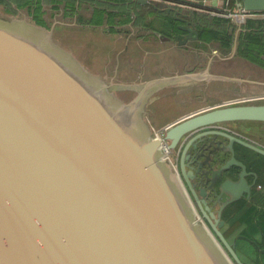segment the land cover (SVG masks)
<instances>
[{
    "label": "water",
    "instance_id": "95a60500",
    "mask_svg": "<svg viewBox=\"0 0 264 264\" xmlns=\"http://www.w3.org/2000/svg\"><path fill=\"white\" fill-rule=\"evenodd\" d=\"M237 8L264 11V0H238ZM172 9L184 38L200 37ZM210 78L243 81L209 68L176 73L146 80L125 100L56 41L54 26L0 16V264H249L238 238L264 252L248 235L230 241L222 230L225 207L251 193L235 142L264 147L220 125L264 120V101L196 110L163 126L164 137L145 116L161 87ZM217 135L232 153L219 167L199 157ZM164 139L182 149L179 172L164 158ZM232 164L242 166L238 180L225 178Z\"/></svg>",
    "mask_w": 264,
    "mask_h": 264
},
{
    "label": "crops",
    "instance_id": "0c3cea01",
    "mask_svg": "<svg viewBox=\"0 0 264 264\" xmlns=\"http://www.w3.org/2000/svg\"><path fill=\"white\" fill-rule=\"evenodd\" d=\"M10 1L12 6L17 8L15 0ZM34 1L42 4L43 9L47 10L46 19H49L48 17L54 19L53 23L55 26L61 21L59 20L60 18H68L65 17V14H67L65 0ZM151 1L153 2L152 4L139 1L142 4L141 7H137L139 16L134 15L135 19L137 18V22L135 24L134 19L131 25L132 29L128 30V33L123 29L124 25L121 23L128 12H125L126 14L119 12L120 3L115 1L114 5L111 8L109 7L108 13L102 17L97 13L99 0H78L76 3L77 11L75 14L77 12L80 14V11L87 10V15L89 14V16L86 20L90 24H92L94 19L102 20V23L96 25L102 26V31H99L98 37L82 43L80 58L89 69L102 75L107 81L112 82L113 89L120 97L127 98L123 94L128 97H134L142 88L144 82L151 78L185 72H206L209 68L211 73L241 77L243 81L210 78L208 80L167 84L155 91L150 98L147 106L149 112L146 111L148 114L146 119L150 123L154 122L153 113L159 108L157 105L158 98L155 96L160 91H162L161 97L166 96L167 98L171 94L181 91L193 93L196 98L201 99V102H203L199 107H196V110L220 106L235 98L253 97L255 100L264 99V90L253 91L252 93L248 91L250 85H259L264 89V68L258 62L246 57H240L237 52L240 36L250 32L256 33L258 40L259 36L262 35L264 37V25H261L264 24V12L254 11L243 15L238 20L231 19L235 23L229 26L228 35L232 37L233 45L228 47V49L222 50L220 45H216V42L218 44L217 39L204 35V31L209 32L211 28L208 23L204 24V20L207 18L211 22L215 17H229L226 9L227 0ZM60 2H63L62 6H59ZM168 4H172L173 7L188 15L191 24L199 30L200 37L184 38L189 32L181 27L185 22L176 16L174 9L166 10ZM55 5L59 7H53ZM252 23L257 25V27L254 28ZM111 28L115 29V31H111ZM204 28H207V30ZM213 29L216 30L215 27ZM92 46L97 48L95 53H93ZM116 49L117 52H114ZM114 54L116 58L114 57L113 59ZM95 55L97 60L94 59ZM233 56L240 61L230 62L229 60ZM210 60H212L211 63ZM111 66H115L113 70L110 69ZM249 69H255L258 72L255 74ZM234 85H237L240 90L232 92L234 91ZM196 110L191 111V113ZM191 113L185 114L182 112L173 119L161 120L159 127L163 128V126ZM263 195L258 197L262 198ZM261 209L264 208H260L259 211ZM236 216L239 217V213Z\"/></svg>",
    "mask_w": 264,
    "mask_h": 264
},
{
    "label": "trees",
    "instance_id": "16d2710c",
    "mask_svg": "<svg viewBox=\"0 0 264 264\" xmlns=\"http://www.w3.org/2000/svg\"><path fill=\"white\" fill-rule=\"evenodd\" d=\"M65 1H66L65 7H66V12H67L65 16L74 15L77 11L76 3L78 0H65ZM115 1L121 4L120 10H119L120 13L126 14L125 12H128V14H126V16L123 18L121 23L124 25L123 29H125L126 31L128 30L130 31L132 29L131 27L132 22L135 19L134 15L139 16L137 7H141L142 4L138 0H99V4L97 7L98 9L97 13L100 14V16L102 17L104 14L108 13L109 7L111 8L114 5ZM237 1L238 0H230V3L227 4L226 6L227 12H233L237 9ZM15 2H16L17 8H14L12 6V2L10 0H0V5L1 4L5 5L8 11H11L12 13L17 12L18 9L21 7H27L29 14L32 16V19L35 22L48 26L49 28L51 27L50 24H52L53 21L52 20L49 21V19H46L45 15L47 13V10L43 9V6L40 2H37L34 0H15ZM61 3L62 2L59 3V6H61ZM59 6L55 5L53 7L56 8ZM261 12H264V11H261ZM110 16H111V12H110ZM231 19L232 18L230 16L229 17L227 16L226 18L215 17L211 22H209L207 18L204 20V24L208 23L211 26L209 32L204 31L205 32L204 35L212 39H217L218 44L216 42V45H220L222 50L228 49V47H232L233 45V39L230 35H228L229 26L234 25L235 23ZM136 22H137V18L135 19V24ZM99 23H102L101 19H94L92 21L93 25H97ZM254 23H255V20H254ZM254 23L252 24H253V27L255 28L257 27V25H255ZM261 25L263 26L264 24H261ZM57 26L64 27L65 25L59 23ZM214 27L216 30L213 29ZM204 29L207 30V28H204ZM218 39H221V40H218ZM68 40L69 38L68 39L66 38L65 42H67ZM237 52L240 57H246L250 60L258 62L264 68V60H263L264 37L262 35L259 36V40H258L256 33L249 32L246 35L240 36L238 40V51ZM255 53H260V54H255ZM249 102H263V101L252 100ZM164 120L166 119H163V121ZM245 121L250 122V123L252 122L264 123V120H245ZM242 132L250 135L252 138L256 140L258 139L259 141L261 140L262 142H264V139H262L260 136H256L254 132H252V134L249 133L248 130H244V131L242 130ZM239 168H240L239 166L234 167L235 175ZM256 188L258 189V184L256 185ZM256 199H257L256 196H254L253 200L255 201ZM238 203L240 205H238L235 211L236 212L239 211V217L234 223H232L231 227L228 226L227 228L228 231L226 232V235H228L229 240L232 241L233 239L231 238L235 234L236 231L238 233H244L252 237L253 239L257 240L259 244L262 247H264V209H261L260 211H258L256 210L255 207H253L252 203H250L249 204L250 209L248 208V210L244 212L243 210L240 211L244 203H241L240 201ZM224 217H226V219H228L229 221L231 217V213L226 212ZM241 241L246 242L247 244L251 246V248L254 250V253H255L253 256H250V257L245 256L246 253H244L243 250L238 246V243ZM236 249L239 252L241 258L245 262L249 264H264V252L258 249L249 240L243 239V238L238 239Z\"/></svg>",
    "mask_w": 264,
    "mask_h": 264
},
{
    "label": "rangeland",
    "instance_id": "374dc122",
    "mask_svg": "<svg viewBox=\"0 0 264 264\" xmlns=\"http://www.w3.org/2000/svg\"><path fill=\"white\" fill-rule=\"evenodd\" d=\"M61 4H63V2ZM80 12H81L80 14H79V12H77V14L65 16L68 18H64V17L60 18L59 20H61V21L58 22L57 25L60 23V24L65 25L64 27H58L57 25L55 26L53 23L54 19H51L50 17H48L49 21H51V20L53 21L52 24H50L51 27L49 28L48 26H46L49 29H51L54 26V36H55L56 41L58 43L64 45L65 48L73 51L74 54L77 55L79 58H80L81 52H82L81 51L82 43H85L86 40H89L91 38H97L99 31H102L101 25L96 26V25L90 24V22L86 20V18L89 16V14L87 15V13H88L87 10H84V11L82 10ZM0 16L20 17V18L26 17L28 20L35 22L32 19V16L29 14L27 7L19 8V10L17 12L12 13L11 11H8V9L6 8L5 5L1 4L0 5ZM53 18H54V16H53ZM55 28H56V30H55ZM111 31H115V29L111 28ZM126 32L128 33L129 31H126ZM66 38L67 39L69 38V40L67 42H65ZM91 48L94 51L93 53H95L97 48L95 46H92ZM114 52H117V49ZM114 57H115V54L113 56V59H114ZM94 59L97 60L96 55H95ZM114 67L115 66H111L110 69L113 70ZM249 70L252 72H255V74H257V72H258L255 69H253V70L249 69ZM249 73L253 74L251 72H249ZM239 90H240L239 87L237 85H234V91H232V92H237ZM262 90H264V89L262 87H260L259 85H250L248 91H250V93H252L253 91L258 92V91H262ZM123 95L125 97L129 98L126 94H123ZM161 95H162V91L157 93L155 96L158 98L157 105L159 108L157 109V111L155 113H153V118H154L153 121L154 122L150 123L154 133H155V131H160V132L162 131L161 127H159V125L161 124V120L167 119V118L173 119L174 117L179 115V113H182V112H184L185 114L191 113V111L196 110V107H199L203 103V102H201L202 101L201 99L196 98V95H194L191 92L190 93H184L182 91L179 93L176 92V94L175 93L171 94L169 96V98H167L166 96L161 97ZM201 97L203 99V95ZM127 98H124V99L129 100L132 97H130L129 99H127ZM154 98H153V100H154ZM258 101H264V99H260V100L258 99ZM147 111L149 112V110H147ZM185 114H183V115H185ZM146 115L148 116L147 113H145V116ZM167 121H170V120H167ZM154 123H155V125H154ZM223 123L227 124L228 126L232 125L233 127L237 128L238 130H241V131L242 130L243 131L248 130L249 133H251V134H252V132H254L256 136H260L262 139H264V123H261V122L250 123V122H247L245 120H235V121L232 120V121L223 122ZM261 135H263V136H261ZM177 152H178V150L173 149L172 155L175 158H176ZM229 224H232V222L230 220H229ZM238 246L243 250L244 253H246L245 256H247V257L253 256L255 254L254 250L246 242L241 241L238 243Z\"/></svg>",
    "mask_w": 264,
    "mask_h": 264
},
{
    "label": "flooded vegetation",
    "instance_id": "af4514ba",
    "mask_svg": "<svg viewBox=\"0 0 264 264\" xmlns=\"http://www.w3.org/2000/svg\"><path fill=\"white\" fill-rule=\"evenodd\" d=\"M237 60L240 61L239 59H237ZM237 60L235 59V56H233L229 61L230 62L233 61L235 63V62H237ZM220 125L224 128L228 127L230 130L239 134V136H241L242 138H245V139L250 140V141H255L264 147V142L256 140V139L252 138L250 135H248V134H246V133H244V132H242L236 128L230 127L227 124L221 123ZM220 139H224L225 143H228V138L224 137L223 135L213 136L212 138H209L207 141H203L201 151H205L204 152L205 155L199 156L202 160H205V161H208L211 157H213V163L216 167L221 166L232 155L231 151L224 150L223 143L221 145H218V140H220ZM234 147H235L236 157L238 159L242 160L247 165V169H248L249 173L246 175V178L252 186H251V193L250 194L245 193L240 198H238L235 201L228 204L225 207V209L223 210V218L226 220V222L223 225L222 230L225 232V235H226V232L228 231V229H227L228 226L230 225L229 227H231V225H232V224H229L228 219H226V217H224L225 213L226 212L231 213L230 221L232 223H234L238 218L236 215H237V213H239V211L236 212L235 209L238 207V205H240L238 203L239 201L241 203H244V205H242V207H241V209L244 212L248 210V208L250 207L249 206L250 203H252L253 207H255L256 210H258V211L260 208H264V195H263L264 194V182H263V180H264V153L259 152V151L255 150V149H253V148H251V147H249L243 143H240V142H235ZM181 151H182V149H179L177 154H176L179 169H180ZM210 153H211V155L207 157V155ZM194 159H195V157L194 158L191 157V160H194ZM195 165H196V162H195ZM205 166H208V164H205ZM237 166H239L240 168L238 169V171L235 175L234 167H237ZM206 168H208V167H206ZM241 171H242L241 165L232 164L229 167V169H227L225 171V178H232L234 180H238L240 177ZM257 184H258V189L256 188ZM259 195H263L262 198H259L258 197ZM254 196H256V198H257L255 201L253 200ZM211 197H213L216 200L217 196L216 195L214 196V193H213L211 195ZM227 197H228V195L225 194L224 198H227ZM192 202L194 204L195 210H197V212L201 216L202 220L206 224L210 225L208 220L202 216V212H201L200 208L198 207V205L196 204V201L194 198L192 199ZM218 208H219V204H216L214 209L217 210ZM236 232L232 236L231 239L238 237V235H240V234H244V233H238V232L236 233ZM226 236L228 237V235H226ZM238 239H242V238H238ZM238 239H237V242H238Z\"/></svg>",
    "mask_w": 264,
    "mask_h": 264
},
{
    "label": "built area",
    "instance_id": "2783aa9c",
    "mask_svg": "<svg viewBox=\"0 0 264 264\" xmlns=\"http://www.w3.org/2000/svg\"><path fill=\"white\" fill-rule=\"evenodd\" d=\"M251 12H254V11H249V10H246V9H236L235 11L233 12H228V15L230 17H232V19L234 20H238L240 19L243 15H246V14H250ZM252 100H255V98L253 97H243V98H236V99H232L231 101H228V102H237V103H242V102H249V101H252ZM162 129V128H161ZM164 132L165 130L162 129V131H155V134L159 137H164ZM168 147V148H167ZM163 149H164V158L165 159H168L171 164L173 165V167L179 171V165H178V160L177 158H175L172 154H173V149L170 148L169 146V141L168 140H165L164 139V143H163Z\"/></svg>",
    "mask_w": 264,
    "mask_h": 264
},
{
    "label": "bare ground",
    "instance_id": "6f19581e",
    "mask_svg": "<svg viewBox=\"0 0 264 264\" xmlns=\"http://www.w3.org/2000/svg\"><path fill=\"white\" fill-rule=\"evenodd\" d=\"M168 148V147H167ZM179 172V171H178ZM181 176V175H180ZM180 178V177H179ZM192 206H193V204H192ZM196 212H197V210H196ZM197 214H198V212H197ZM197 216H199V219L201 218V216L198 214ZM201 220H202V218H201ZM203 221V220H202ZM204 222V221H203ZM204 224H205V222H204ZM206 226H207V224H205ZM208 228V230H209V232L212 234V236L214 237V235H213V233L210 231V229H209V227H207ZM215 238V237H214Z\"/></svg>",
    "mask_w": 264,
    "mask_h": 264
}]
</instances>
